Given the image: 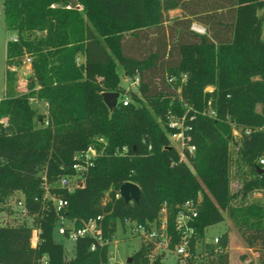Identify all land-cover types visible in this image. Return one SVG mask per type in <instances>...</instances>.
<instances>
[{"label":"trees","instance_id":"1","mask_svg":"<svg viewBox=\"0 0 264 264\" xmlns=\"http://www.w3.org/2000/svg\"><path fill=\"white\" fill-rule=\"evenodd\" d=\"M73 1L82 12L71 0H3L5 26L17 37L7 43V60L24 50L37 57L38 88L0 98V204L18 193L35 218V228L0 225V264L107 263L108 245L91 251L88 236L76 239L65 260L52 238L57 215L42 197L43 170L50 193L66 200L60 214L75 225L102 215L109 241L124 219L151 223L161 208L173 236L180 205L199 195L197 240L225 212L264 264V203L233 205L238 194L229 188L230 144L239 130V152L250 166L240 198L264 196V0ZM172 9L180 16L170 18ZM117 64L137 76L136 91L119 85ZM107 91L129 101L109 111L101 96ZM32 95L47 103L46 114L30 106ZM170 118L182 122L194 147L189 154L184 146L185 161L168 138L179 131L168 127ZM88 146L96 156L82 186H55L60 175L74 174L73 155ZM125 181L139 187L137 201L115 196ZM227 243L223 233L221 250L205 245L213 256L196 264H229ZM149 250L141 244L125 264H160L159 256L147 258Z\"/></svg>","mask_w":264,"mask_h":264},{"label":"rangeland","instance_id":"2","mask_svg":"<svg viewBox=\"0 0 264 264\" xmlns=\"http://www.w3.org/2000/svg\"><path fill=\"white\" fill-rule=\"evenodd\" d=\"M71 5L79 12H82V7L75 1L71 0ZM170 18L178 17L179 10L170 11L168 13ZM85 20V17L83 16ZM195 31L201 33L203 29L201 26L194 25ZM14 34L5 26V13L3 7V0H0V98L3 96L22 95L32 92L38 88V85L33 77L32 65L37 57L24 50L20 54L13 55L9 60L5 56V43L10 41V37ZM30 58V64L26 62V58ZM82 55L77 54V62L82 63ZM116 73L119 77V85L128 91H136L135 74H127L120 65H116ZM10 75V76H8ZM5 85V90H3ZM205 91L211 90L210 86L204 88ZM30 106L37 114L47 113V104L42 100L36 99L34 95L29 97ZM185 107L188 106L184 103ZM260 111V107L257 106ZM234 139L230 144V164H229V188L231 193H237V197L232 200L233 205L242 203H249L253 200H258L264 203V196L262 191H253L247 193L245 199L240 198V191L243 183L250 178V166L241 158L240 149V132L233 130ZM172 145L178 150L179 142L171 141ZM72 181V180H71ZM55 186L57 184L55 183ZM21 198L20 194L14 193L4 203L0 204V225H10L25 222L26 224L35 228V218L33 215H27L19 218L15 211V201ZM223 213V220L206 227L204 230L203 240L211 241L214 237H220L226 233L228 243L226 251L228 253L229 264H259L257 260V252L246 247L239 232L233 225L232 221ZM52 238L55 242L60 243L63 247L64 258L69 260L73 254L74 243L65 239L63 236L57 234L56 228L52 231ZM141 241L134 237V234L129 231V228L117 224L116 231L108 244L107 263L106 264H125V261L131 254L138 249ZM202 244L201 241L197 243L196 250L199 251ZM177 257L172 251H165L164 257H160V264H176ZM199 260L196 261L198 263ZM205 262V260H202Z\"/></svg>","mask_w":264,"mask_h":264},{"label":"built area","instance_id":"3","mask_svg":"<svg viewBox=\"0 0 264 264\" xmlns=\"http://www.w3.org/2000/svg\"><path fill=\"white\" fill-rule=\"evenodd\" d=\"M193 26L192 29L195 30ZM10 41H17L16 35L10 37ZM26 62L28 65L30 64L29 57L26 58ZM182 79H184V76ZM137 80V76H135L136 85ZM118 101L125 105L129 101V98L124 95L123 97H118L117 103ZM206 114L213 115V112L209 109ZM167 124L170 129H179V131L169 134L168 138L170 142H179L180 148L178 152L180 160L185 161L186 158L183 152L184 146H186L185 148L189 154L193 153L194 147L186 145L187 138L183 135L184 126L181 121L171 118L168 120ZM95 156L96 150L92 146H88L85 150L75 153L71 164L74 174L72 176L65 174L60 175L56 180L57 187L70 192L75 187H79V185L82 186L84 174ZM259 163H263V160L260 159ZM41 179V187L43 189L42 197L45 201L50 202L57 215V220L54 225L57 234L73 243L78 237H91L92 243L89 246L91 251L97 246L108 245L111 242L103 236L102 215L89 217L75 225L73 220L66 219L60 214V210L66 205V200L50 193L45 170L41 173ZM115 196H119V194L117 193ZM199 202L200 196L198 195L195 200H186L180 205L174 218L173 236L167 232L164 208H161L157 221L141 224L130 219H124V226L129 228V231L134 234V237L141 241V244L150 245V250L147 253V258L149 260H152L156 256L164 257L165 251H172L177 257L178 262L176 261V264H187L186 262L189 259L193 261L190 264H196L197 260H199V262H202V260L206 261L208 258H212L213 255L209 254L205 245H213V252H219L221 250L218 245L220 237H214L211 241L202 240L201 248L199 251L196 250L197 243L200 241L196 238L194 222L197 217ZM15 204V211L19 218L29 215L22 197L18 198ZM35 232L37 233L38 229H35ZM173 238L175 240L171 242Z\"/></svg>","mask_w":264,"mask_h":264},{"label":"water","instance_id":"4","mask_svg":"<svg viewBox=\"0 0 264 264\" xmlns=\"http://www.w3.org/2000/svg\"><path fill=\"white\" fill-rule=\"evenodd\" d=\"M203 32L204 29L201 31V33ZM40 34L42 35L43 32H41ZM101 96L102 101L106 105L108 110L112 111L117 105V99L119 97L118 92H102ZM118 194L125 202H135L139 198V187L133 182L125 181L119 186ZM129 261L130 257H128L125 262L127 263Z\"/></svg>","mask_w":264,"mask_h":264},{"label":"crops","instance_id":"5","mask_svg":"<svg viewBox=\"0 0 264 264\" xmlns=\"http://www.w3.org/2000/svg\"><path fill=\"white\" fill-rule=\"evenodd\" d=\"M174 10H179V9H172V10H169L168 13H169L170 11H174ZM179 11H180V10H179ZM180 14H181V12H180ZM168 16H169V15H168ZM179 16H180V15H179ZM13 36H15V32H14ZM6 47H7V42L5 43V56H6ZM82 59H83V57H82ZM3 86H4V87H3V88H4L3 90H5V85L3 84ZM3 95H4V94H3ZM3 95H2V97H4Z\"/></svg>","mask_w":264,"mask_h":264}]
</instances>
